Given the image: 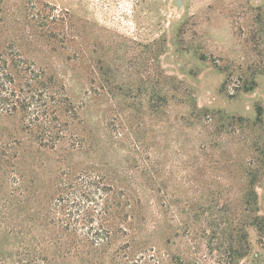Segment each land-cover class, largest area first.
<instances>
[{"label": "rangeland", "instance_id": "1", "mask_svg": "<svg viewBox=\"0 0 264 264\" xmlns=\"http://www.w3.org/2000/svg\"><path fill=\"white\" fill-rule=\"evenodd\" d=\"M49 12L66 21L55 35L39 26ZM11 43L66 84L79 130L104 144L74 161L138 191L139 228L102 264L132 238L153 246L135 264H264V0H0V53ZM21 128L0 116V140L44 161L43 188L56 156Z\"/></svg>", "mask_w": 264, "mask_h": 264}, {"label": "trees", "instance_id": "2", "mask_svg": "<svg viewBox=\"0 0 264 264\" xmlns=\"http://www.w3.org/2000/svg\"><path fill=\"white\" fill-rule=\"evenodd\" d=\"M38 16L39 26L52 35L63 27L59 24H66L50 12ZM10 45L0 53V116L18 117L22 131L43 156H56L58 168L42 188L44 161L21 156L18 139L0 140V264H62L69 257L80 264H102L101 256L117 238L129 237L139 228L133 208L141 203L133 195L138 191L131 183L118 185L103 163L74 161L78 153L97 157L104 146L98 140L90 142L85 130H79L83 105L47 68ZM114 127L113 147L121 139L116 123ZM263 221L254 219L258 226ZM139 244L143 252L130 258L128 250ZM139 244L135 238L125 241L114 264H135L153 247L149 242ZM121 250H127V257Z\"/></svg>", "mask_w": 264, "mask_h": 264}]
</instances>
